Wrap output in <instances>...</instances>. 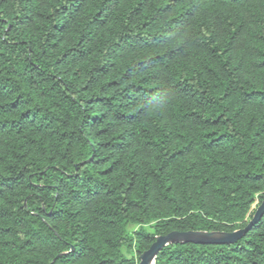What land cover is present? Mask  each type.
I'll return each instance as SVG.
<instances>
[{
  "label": "trees",
  "instance_id": "obj_1",
  "mask_svg": "<svg viewBox=\"0 0 264 264\" xmlns=\"http://www.w3.org/2000/svg\"><path fill=\"white\" fill-rule=\"evenodd\" d=\"M256 199L264 0H0V264H139ZM154 264H264V215Z\"/></svg>",
  "mask_w": 264,
  "mask_h": 264
},
{
  "label": "water",
  "instance_id": "obj_2",
  "mask_svg": "<svg viewBox=\"0 0 264 264\" xmlns=\"http://www.w3.org/2000/svg\"><path fill=\"white\" fill-rule=\"evenodd\" d=\"M264 215V199L254 209V213L247 225L229 233L202 231H172L166 235L156 237L150 247L139 256V264H154L158 252L168 244H232L248 232Z\"/></svg>",
  "mask_w": 264,
  "mask_h": 264
},
{
  "label": "rangeland",
  "instance_id": "obj_3",
  "mask_svg": "<svg viewBox=\"0 0 264 264\" xmlns=\"http://www.w3.org/2000/svg\"><path fill=\"white\" fill-rule=\"evenodd\" d=\"M257 202H258V199H256L255 202L252 204V206H251V211H254V209L258 206V205H257ZM135 228H136V226H134V225H130V226L128 227V230H129V231H132V230H134Z\"/></svg>",
  "mask_w": 264,
  "mask_h": 264
}]
</instances>
